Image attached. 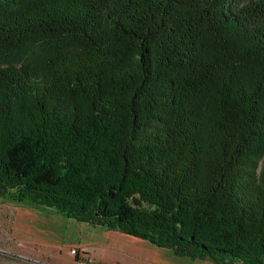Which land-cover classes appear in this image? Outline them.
Returning a JSON list of instances; mask_svg holds the SVG:
<instances>
[{
	"label": "trees",
	"instance_id": "16d2710c",
	"mask_svg": "<svg viewBox=\"0 0 264 264\" xmlns=\"http://www.w3.org/2000/svg\"><path fill=\"white\" fill-rule=\"evenodd\" d=\"M0 198L264 264V0H0Z\"/></svg>",
	"mask_w": 264,
	"mask_h": 264
},
{
	"label": "rangeland",
	"instance_id": "374dc122",
	"mask_svg": "<svg viewBox=\"0 0 264 264\" xmlns=\"http://www.w3.org/2000/svg\"><path fill=\"white\" fill-rule=\"evenodd\" d=\"M0 264H211L0 198Z\"/></svg>",
	"mask_w": 264,
	"mask_h": 264
},
{
	"label": "clouds",
	"instance_id": "9594fccd",
	"mask_svg": "<svg viewBox=\"0 0 264 264\" xmlns=\"http://www.w3.org/2000/svg\"><path fill=\"white\" fill-rule=\"evenodd\" d=\"M261 167L258 165V167H257V169H256V172H257V174L259 175V173L261 172Z\"/></svg>",
	"mask_w": 264,
	"mask_h": 264
}]
</instances>
